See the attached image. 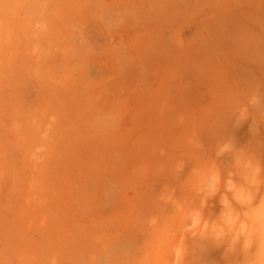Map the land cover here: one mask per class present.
Segmentation results:
<instances>
[{"label":"crops","instance_id":"0c3cea01","mask_svg":"<svg viewBox=\"0 0 264 264\" xmlns=\"http://www.w3.org/2000/svg\"><path fill=\"white\" fill-rule=\"evenodd\" d=\"M65 19L82 22L81 72L65 82L63 45L44 107L32 96L15 110L22 129L14 148L39 144L37 163L63 180L56 221L84 233L94 215L113 214L127 232L143 212L134 198L164 180L167 153L180 156L183 126L240 115L261 91L264 0H78ZM246 84L251 94L231 114L230 93ZM84 237L77 243L91 246L93 236Z\"/></svg>","mask_w":264,"mask_h":264},{"label":"rangeland","instance_id":"374dc122","mask_svg":"<svg viewBox=\"0 0 264 264\" xmlns=\"http://www.w3.org/2000/svg\"><path fill=\"white\" fill-rule=\"evenodd\" d=\"M77 9L78 0H0V264H241L240 250L222 256L224 249L203 223L221 212L223 194L232 200L230 173L238 184L245 183V161L259 165L264 180V78L255 101L241 112L239 98L248 97L252 85L230 93L229 111L240 115L215 117L213 125L183 126L180 156L167 153L158 171L164 180L150 181L151 193L134 198L143 212L135 213L133 230H121L113 214L106 213L94 215L84 233L75 223L55 220L61 216L54 201L63 180L53 178V166L37 163L42 160L39 144L14 148L22 129L15 110L29 108L32 96L44 107L43 96L51 87L47 81L62 61L63 45L65 82L81 72L79 56L86 50L79 37L82 22L65 19ZM215 174L219 192L209 197ZM197 214L202 221L193 227ZM90 235L91 246L77 243ZM99 237L107 239L100 243ZM63 240L65 246L59 243ZM89 251L91 258L82 259Z\"/></svg>","mask_w":264,"mask_h":264},{"label":"clouds","instance_id":"9594fccd","mask_svg":"<svg viewBox=\"0 0 264 264\" xmlns=\"http://www.w3.org/2000/svg\"><path fill=\"white\" fill-rule=\"evenodd\" d=\"M240 162L237 161V164ZM245 183L238 184L231 177L227 181V194L220 199L221 212L215 219L205 220L203 228L211 234L217 247L224 249L222 256L234 253L237 249L242 253L241 264H264V180L260 178L261 168L251 160L243 163ZM220 177L215 174L208 185L207 195L214 197L219 192ZM239 207L233 205V202ZM205 205L207 201H203ZM202 216L193 217V227L199 226Z\"/></svg>","mask_w":264,"mask_h":264}]
</instances>
